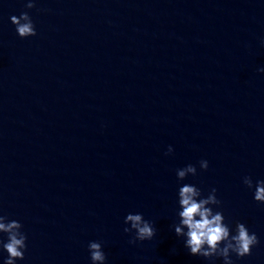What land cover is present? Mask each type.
Instances as JSON below:
<instances>
[{
  "label": "water",
  "instance_id": "obj_1",
  "mask_svg": "<svg viewBox=\"0 0 264 264\" xmlns=\"http://www.w3.org/2000/svg\"><path fill=\"white\" fill-rule=\"evenodd\" d=\"M26 2L0 0V214L28 236L17 264H91L92 240L106 264H222L175 235L181 183L215 187L226 222L260 240L235 264H264V204L243 183L264 179V0ZM25 11L37 34L21 38L10 17ZM128 212L151 240L130 243Z\"/></svg>",
  "mask_w": 264,
  "mask_h": 264
},
{
  "label": "clouds",
  "instance_id": "obj_2",
  "mask_svg": "<svg viewBox=\"0 0 264 264\" xmlns=\"http://www.w3.org/2000/svg\"><path fill=\"white\" fill-rule=\"evenodd\" d=\"M35 3L36 0H27L25 7L31 9L35 7ZM10 21L21 38L37 34L34 21L27 11L21 12L19 16L12 15ZM261 44L264 45V39ZM257 71L264 73V66L259 67ZM173 151V146L169 145L165 155ZM199 167L207 170L208 160L201 159ZM196 174L197 167L191 163L176 169L178 182ZM243 183L252 191L253 199L264 204V179L253 181L251 176H245ZM176 204L177 222L171 227L177 237L183 238L184 247L190 255L207 260L220 259L222 264H235L232 254H235L237 259L248 256L252 248L260 242L257 234L250 231L244 222L236 221L234 228L226 222L225 215L220 210L221 200L217 197L215 187L204 195L196 184L181 183L176 192ZM124 225V232L132 234L130 243L151 240L156 234L153 222L145 219L140 212H128L124 217ZM22 229L23 224L19 220L0 214V264H17V261L25 259L28 236ZM88 252L91 264H106L107 256L102 242L89 241Z\"/></svg>",
  "mask_w": 264,
  "mask_h": 264
}]
</instances>
